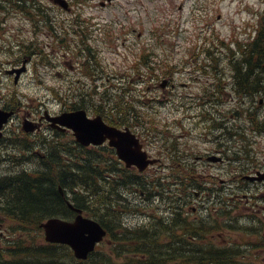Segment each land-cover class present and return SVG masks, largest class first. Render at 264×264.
<instances>
[{
	"label": "rangeland",
	"instance_id": "obj_1",
	"mask_svg": "<svg viewBox=\"0 0 264 264\" xmlns=\"http://www.w3.org/2000/svg\"><path fill=\"white\" fill-rule=\"evenodd\" d=\"M36 1L37 4L30 12L40 21L33 25L24 19L23 14L16 13L13 16L6 14L4 8L0 9V106L6 104L17 108L16 114L20 117L37 118L43 110L51 114L59 110L63 103L66 107L68 102H77L78 98L74 94L67 98L71 93L83 91L88 92V100L84 103L86 108L83 110L88 117H93L98 114L93 113V107L111 106V103L103 104L108 97L120 102L130 100L136 108L135 115L143 117L144 127L150 129L148 133L140 127L128 129L136 133V136L137 133L141 136L144 134L143 138L139 136L142 149L156 161L140 173L134 168L130 172L143 181L140 185L121 190V197L128 203V208H124L123 215L118 217L119 221L128 227H135L144 224L151 217H157L164 204L158 193H152L148 183L154 179L170 183L174 179L172 173L178 175L177 180L179 177L181 180L183 175H186L183 167L187 162L204 178V170L207 169L217 174L214 175L217 178V186L218 181L222 180L221 184L229 186L227 193L233 194L227 196L235 194L239 200L233 212L246 218L254 211L255 215L260 216V223L255 222L254 226L261 233L264 230V211L261 212L264 210V199L262 201L261 198H256L255 206L247 211H244L240 204L245 203L246 195L258 197L259 194H264V181L251 182L238 178L232 180V173L227 175L224 169L238 168L239 159L247 171L264 170V135L247 129L249 122L243 112L239 113L242 116L238 119L233 116L234 111L253 110L257 103L232 96L229 90L231 72L227 64V56L230 58L231 51H235L236 46L241 47L253 35L260 22L261 13L264 12L263 1L66 0L67 10L53 5L51 0ZM100 1L104 3L100 5ZM44 5L51 10H40ZM42 13L51 17L49 24L44 22ZM34 27L35 32L32 33ZM82 34L89 52L94 56V59L89 60L94 65L91 70L85 65L87 50L79 43ZM65 46H69L70 51L66 50ZM29 49L37 53L31 56L26 54ZM141 57L145 59L144 64L139 63ZM20 66H24L23 71L13 81V75L7 71ZM216 82L226 84L228 92L215 87ZM210 84L214 85L217 96L224 97L227 101L217 107L221 111L222 119L225 118L224 124L228 128L239 126L240 131L247 136L246 146L256 150L254 155L239 152V157L235 158L232 150L237 149L231 148L235 144V147L243 144L240 138L221 140L219 147L227 144L228 148L223 151L227 150L226 155L233 157L229 160L231 164L225 168L220 164L207 163L197 158L198 155L204 156L206 152L217 147L216 142L209 140L205 127L202 128V112L207 108L205 87ZM159 100H162V103ZM193 103L199 106H190ZM256 116L257 125L264 130V101L256 109ZM17 129L15 133L18 135V132L22 131L20 122ZM42 130L48 132L47 128ZM4 135L6 138L7 135ZM19 137L33 139L35 134ZM70 137V134H62L48 138L65 142L69 141ZM3 142L7 143L6 140ZM33 148L35 151L42 150L37 141ZM5 153H8V156L4 157L6 160L0 165V173L21 168L33 170L37 167L38 158L35 156H32L31 160H20L15 167L12 164V156L18 158L20 152L5 147L3 154ZM163 153H169L175 156V159L162 157L167 155ZM102 156L101 160H106L105 150ZM252 159L253 161L249 162ZM180 184L179 182L178 185ZM193 190V187L189 190L192 200L189 206H185L183 215L194 217L203 213V207L206 205L218 206L214 200L208 198L206 201L205 190H196V195L192 194ZM65 194L70 201L71 193L66 191ZM109 197L112 204L121 210L122 207L115 204L117 199L114 191ZM223 197L226 198L224 195ZM98 211L101 213L99 209ZM82 214L87 216L84 212ZM72 218L71 214L61 219ZM112 220L114 221V217ZM10 225L0 224L4 234L3 238H0V246L12 231L9 230ZM255 234L256 237H250L229 231L221 236L225 241L227 239V242L234 239L240 242L242 238L244 241L252 240L259 244V237ZM221 236L216 240L220 241ZM107 238L100 243L101 248ZM252 264H264L263 248L259 247L258 258L253 260Z\"/></svg>",
	"mask_w": 264,
	"mask_h": 264
},
{
	"label": "trees",
	"instance_id": "obj_2",
	"mask_svg": "<svg viewBox=\"0 0 264 264\" xmlns=\"http://www.w3.org/2000/svg\"><path fill=\"white\" fill-rule=\"evenodd\" d=\"M261 14L253 35L241 47L236 46L237 53L233 51L228 59L230 91L238 99H264V12ZM86 50L88 54L89 49ZM85 71L88 74V70ZM85 93L86 102L88 92ZM107 103H111V106L93 107V113L97 112L110 125L130 127L132 130L140 127L144 132L149 131L150 128L144 127L143 117L135 115L136 108L130 100L120 102L108 97L103 101L104 105ZM247 115L252 116L253 112ZM36 139L33 138V141L36 142ZM20 141L19 147H33L32 139L22 137ZM51 143L56 150L54 157L59 159L51 165L50 170L0 173V211L4 216L0 224L5 226L9 223V230L12 229L10 236L4 238L0 246V264H252L258 258L259 247L264 249V230L260 233L254 226L255 221L260 223V220L253 216H246L245 219L233 212L239 201L235 194L229 196L226 203L219 202L217 207L209 206L196 217H188L183 212L190 203L167 200L161 192H157V187H161L157 179L148 184L152 193H160L162 202L167 200L163 207L170 206L168 220L165 221L162 216L151 217L142 225L128 227L118 219L123 215L124 208H128V203L121 197V190L140 185L143 180L119 168L115 178L109 177L112 163L108 156L114 155L106 146L96 156L73 140ZM73 147L81 148L82 156L79 159L71 157L75 154L71 150ZM1 150L0 165L8 156ZM104 150L107 162L101 160ZM60 155L71 161L60 158ZM184 171L186 175H183L180 183H184V193L189 196L191 170L186 168ZM57 186L64 192L69 191L72 205L96 220L106 231L108 244H102V248L101 244L96 245L85 260L75 259L66 245L46 243L42 239L40 222L48 217L67 218L72 214L60 197ZM112 191L117 199L115 204L121 206V210L110 201ZM240 205L245 211L253 208L255 203L250 201ZM229 231L250 237H256L257 233L260 242L257 244L242 238L240 242L237 239L227 242L221 235ZM219 235L220 241L216 240Z\"/></svg>",
	"mask_w": 264,
	"mask_h": 264
},
{
	"label": "flooded vegetation",
	"instance_id": "obj_3",
	"mask_svg": "<svg viewBox=\"0 0 264 264\" xmlns=\"http://www.w3.org/2000/svg\"><path fill=\"white\" fill-rule=\"evenodd\" d=\"M56 2L57 0H51V3ZM59 1H63L64 6L63 8H68V2L64 1V0H59ZM2 2H5L6 4H2ZM67 3V4H66ZM101 4H103V1L100 2ZM99 3V4H100ZM37 4L36 0H24L23 2H21V0H0V9L4 8L6 14H12L13 16L16 15V13L19 14H23V16H25L24 19H26L30 24H35L36 22L40 21L37 20L33 17L32 13L30 12V10ZM53 4V3H52ZM58 4V3H57ZM54 5V4H53ZM40 10H44L46 11H50L51 8H46V5L41 6ZM42 15L44 16V22L49 24L51 22V17L50 16H46V13H42ZM31 32H35V27L33 28V31L31 30ZM84 35L82 34V36L79 38V43L84 45V48H88L89 47L85 44V41L83 40ZM65 49L70 51V47L69 46H65ZM37 52L35 50H31L29 49V51L26 53L28 55H32V54H36ZM28 57V56H27ZM86 64L83 62L82 65H86L89 70L94 68L93 63L89 62L90 59H94V56L91 54V52L88 51V54L86 55ZM140 64H144L145 63V59L144 57L140 58L139 61ZM68 63H66L67 65ZM95 66H96V62H95ZM22 67V66H20ZM24 67V66H23ZM69 67V65H68ZM13 69H15V67L11 68L10 70L7 71L8 74H12L14 77V72ZM22 72V71H21ZM18 73L17 77L20 75V73ZM213 76V75H212ZM224 83V81H222V84ZM215 87L220 88L221 91H227L228 92V87L227 85H221V83L216 82ZM230 90V87H229ZM231 92V91H230ZM74 94L75 96H77L78 101L77 102H68L67 99H69L70 97H72L71 95ZM232 96L233 93L231 92ZM207 96V100H206V104H207V108H205L203 110V117L202 119H204V121L202 122V128L205 129L206 133L208 134V136L210 137L209 140L210 141H214L217 143V147L214 150L208 151L205 153V155H198L197 158L200 160H203L207 163H217L222 165L224 168L229 166L231 164V162H229V160H232L233 157H229V155H226V151L224 152L223 149H227L228 146L227 144L224 143V145H221L219 147V143L221 140H226L229 141L233 138H236L237 140L238 137L240 138V140L242 141L243 144L237 145L235 147L232 146L231 149H237V150H232L233 156L239 157V152L240 153H252L254 155L255 153V149L250 147L249 145L246 146L245 142L247 140V136H245L239 129V126H234V127H230L228 128L225 124H224V119H222L221 117V111L218 110L217 107H219L218 105H221L227 101L224 100V97L221 96H217L214 85H209L208 87H205V93L204 96ZM65 99L69 105H66V107H64V103L63 106L55 111L52 112L51 114L48 113L49 115L53 116V115H57L61 112L64 111H73L76 109H85V100H84V93L82 92H77V93H71L69 95V97ZM73 98H71L72 100ZM255 99V98H254ZM249 100V99H248ZM257 105L255 106V108L252 109H245L244 111L239 110V111H234L233 115L236 119H238L239 117H241L242 115H240V112L244 113V117L246 118V120L249 122V127L247 128L248 130H254L256 133H258L259 135H264V130H261L260 126L257 125V119H256V109H258V106L264 101V99H262L261 97H258L257 99ZM250 102H253L252 100H249ZM160 103H162V100H159ZM76 104V105H74ZM190 106H199L196 103L191 104ZM0 109L4 110V111H8L10 112V115L8 116L6 122L1 126L0 129V141H2L3 146L5 145L6 149H16L17 153L18 151L20 152V156L18 158H16L15 155L12 156L13 158V162L12 164L16 167L17 166V162L24 161V160H31L33 159L32 156H35L38 158V164L37 167L35 169H40L42 171H48L50 170V167L53 163H55L59 158H55L54 157V151H56L55 149L52 148V144L51 141H55V142H59V143H64L61 141H56V140H49V138L52 137H57V135H62V134H70V138L69 140H73V136L72 133L69 129H59L56 127H52L49 125L48 121H46L44 119V112L45 110H43L41 112V114H39L37 116V118H27V117H20L16 114V110L17 108H13L10 105H6L3 104L2 106H0ZM253 115H247V113H252ZM232 116V119H233ZM228 118V116H227ZM24 121H28V123H24ZM19 122H20V128L22 131H19L18 135L17 133H15L18 129L17 126H19ZM201 123V124H202ZM25 126V127H24ZM26 128V131L23 129ZM47 128L48 132L43 131L42 129ZM238 128V129H237ZM242 131L244 130L243 128L241 129ZM220 131V132H218ZM146 133H148L149 131H145ZM4 134L7 135V137L5 138ZM27 134H35V138L36 141L39 143V145L41 146L42 150L41 151H35V149L33 147H31L30 149H28L27 147L24 146V149L22 146L19 147V141L21 140L22 137H19V135H27ZM134 135L136 136V133H134ZM138 136H136V138L138 139V142L140 144L141 150L146 152V150L142 149V143L139 140V136L140 137H144V134L137 133ZM229 136H231V138L229 139ZM49 137V138H48ZM244 137V138H243ZM6 140L7 143H4L3 141ZM49 140V141H48ZM21 142V141H20ZM28 143V141H26V144ZM32 143L34 144L35 141H33L32 139ZM78 144V143H77ZM104 145V146H102ZM102 145H91L88 144L86 146H82V148H86L87 150H90V152H93V155H98L100 153V151L102 149L105 148L106 144H102ZM1 149V147H0ZM25 151L24 153L22 152ZM71 150L73 152H75L74 155H71V157H77L79 159V157L82 156V150L80 147H73V149L71 148ZM113 149H111L112 151ZM114 152V150L112 151V153ZM56 154V153H55ZM72 154V153H71ZM114 154V153H113ZM162 153H160L161 156ZM163 154H167V155H163L162 157H166V158H170V159H175V156H171L169 153H163ZM148 156H150L149 154H147ZM109 157V161L112 163L110 168H109V177L115 178L116 174H117V168H119L120 170H125L127 172H132L133 167H128V168H124L121 165V162H119L116 157L114 156H108ZM60 158L62 159H67L69 161H71L70 159L66 158V157H62V155H60ZM161 158V157H160ZM83 159V158H82ZM159 159V158H157ZM181 160V158H179ZM6 160V158L3 159V162ZM108 161V160H107ZM253 161L249 160V162ZM180 162V161H179ZM237 162L239 163L238 168L234 169L233 167H231L229 170H225V174H229L232 173L231 175V179L232 180H236V178H238V180L243 179V180H247V181H258V182H263L264 181V170L263 172L258 171L259 169H254L253 171H247L246 167H242V163H240V160L237 159ZM210 164V165H212ZM195 165V164H194ZM208 165V167L210 166ZM43 166V167H42ZM190 169L191 173L190 178L192 181V187L194 188V190L192 191L193 195H196V190H199V192L201 190H205L206 192V201L210 200H214L215 203H219V202H223L226 203L229 200V195L228 192V188L229 186L227 185H223L221 184L223 181L220 180L218 181L219 186H217L216 182H217V178H215L214 175L217 174H213L210 170H204L206 178H204V176L201 175V173L198 172V170H196L195 167L190 166L187 162L185 164V166L183 167V169ZM33 170H28V171H34ZM19 170H25L24 168H21ZM136 170V169H135ZM3 174V173H1ZM165 176V175H163ZM172 176L174 177L173 181L170 183H161V187H158V191L157 192H161L163 194V196L166 197L167 200H176L177 202H182V203H189L191 202L192 198L190 196H188L186 193H184V186H182L181 184H179L180 182V177L177 180L178 175L172 173ZM166 177V176H165ZM161 178V177H159ZM199 179V180H197ZM239 185V184H238ZM240 186V185H239ZM57 190L59 191V195L60 197L63 199L64 204L66 203L65 201L67 200L66 198V192H64V190H61L59 186H57ZM160 193H158L159 195ZM226 196V198L223 197ZM242 196L244 197V195L242 194ZM209 198V199H208ZM244 201L245 203L250 202L251 200H254L256 198H261L262 201L264 199V194L260 195L257 197L255 195H246ZM165 200V203L166 201ZM257 201H255L254 203H256ZM190 205V204H189ZM210 205H206L204 208H209ZM72 213V215L74 216V212L71 210L70 211ZM186 213V212H185ZM170 215V206L168 205L167 207H163L162 208V212L159 213L158 216H162L163 219L165 221L168 220V217ZM157 216V217H158ZM197 215H195L194 217H196ZM4 217L3 216V212L0 211V219ZM4 234H3V229L0 228V238H3Z\"/></svg>",
	"mask_w": 264,
	"mask_h": 264
},
{
	"label": "water",
	"instance_id": "obj_4",
	"mask_svg": "<svg viewBox=\"0 0 264 264\" xmlns=\"http://www.w3.org/2000/svg\"><path fill=\"white\" fill-rule=\"evenodd\" d=\"M57 3L61 7L64 6L63 1L57 0ZM22 70L23 67L13 69V81ZM9 115L10 112L0 109V129ZM44 119L52 127L69 129L75 142L80 145H99L106 142L125 167L135 166L140 171L147 164L154 162V159L146 157V153L140 149L138 139L127 127L117 128L108 125L99 115L88 117L83 109H76L53 116L44 112ZM23 129L26 131V128ZM65 202L66 206L74 212L72 220L58 217L44 219L39 223L43 241L66 245L75 259L84 260L93 251L94 246L102 240L105 231L95 220L83 216L79 208L73 207L67 200Z\"/></svg>",
	"mask_w": 264,
	"mask_h": 264
}]
</instances>
